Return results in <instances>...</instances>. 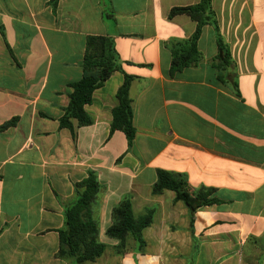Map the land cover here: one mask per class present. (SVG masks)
<instances>
[{
	"label": "crops",
	"instance_id": "1",
	"mask_svg": "<svg viewBox=\"0 0 264 264\" xmlns=\"http://www.w3.org/2000/svg\"><path fill=\"white\" fill-rule=\"evenodd\" d=\"M201 0H0V264H77L57 256L65 210L94 171L105 252L84 264H264V0H212L231 66L206 26L200 61L173 73V41L197 24L173 8ZM89 36L115 42L123 73L93 93V124L63 129L71 85L83 76ZM125 75L134 77L136 137L111 135ZM187 177L219 203L193 215L173 191L154 195L158 171ZM130 198L152 212L144 244L107 236Z\"/></svg>",
	"mask_w": 264,
	"mask_h": 264
},
{
	"label": "trees",
	"instance_id": "2",
	"mask_svg": "<svg viewBox=\"0 0 264 264\" xmlns=\"http://www.w3.org/2000/svg\"><path fill=\"white\" fill-rule=\"evenodd\" d=\"M60 1L51 0V4L56 7ZM180 15L189 16L197 24V28L190 39L171 42V71L179 73L200 61L198 43L206 26H212L215 30L219 58L224 67L231 66L230 49L220 33L212 0H201L196 5L173 8L169 17L172 19ZM0 30L2 31L1 28ZM115 72L123 73V69L114 40L110 37L89 36L83 61V76L79 82L71 85L70 103L60 120L61 128L73 131L74 121H77L80 127L93 124L92 118L85 111V106L91 103L93 93ZM133 80L134 77L125 75L124 84L117 93L118 103L112 112L110 131L111 135L117 131L123 132L127 137L129 148L132 147L137 134L133 122V101L130 96ZM15 123L16 119L5 123L0 127V132ZM101 190L102 185L94 171L89 172L88 177L76 185V200L66 208L65 227L58 231L59 258L84 264L97 261L105 252L106 245L99 240V224L93 215V205ZM168 190L175 192L177 200L183 202L193 215L202 207L219 203L218 200L211 198L213 190L201 188L191 193L185 175L159 170L153 194L161 195ZM112 219L113 224L106 232L109 238L119 240L122 247L125 239L130 235L139 245H143V231L151 226L153 215L148 211L145 215L136 218L131 199L127 197L113 209Z\"/></svg>",
	"mask_w": 264,
	"mask_h": 264
}]
</instances>
